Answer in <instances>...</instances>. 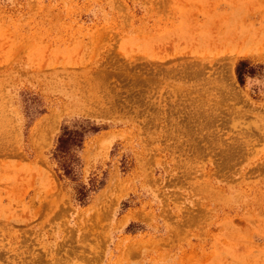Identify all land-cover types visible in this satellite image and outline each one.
<instances>
[{
  "label": "rangeland",
  "instance_id": "374dc122",
  "mask_svg": "<svg viewBox=\"0 0 264 264\" xmlns=\"http://www.w3.org/2000/svg\"><path fill=\"white\" fill-rule=\"evenodd\" d=\"M0 264H264V0H0Z\"/></svg>",
  "mask_w": 264,
  "mask_h": 264
},
{
  "label": "trees",
  "instance_id": "16d2710c",
  "mask_svg": "<svg viewBox=\"0 0 264 264\" xmlns=\"http://www.w3.org/2000/svg\"><path fill=\"white\" fill-rule=\"evenodd\" d=\"M236 73L240 82H242L245 75L252 73V69L248 67L246 62H240L236 68ZM91 129V128H90ZM92 130H95L92 127ZM83 142V132L77 130H69L63 128L60 135L57 137L56 146L53 150V158L57 162V167L65 176L73 174L75 165L77 164V157L74 154L75 149H79ZM87 189L84 185L77 190L76 199L80 202L86 198Z\"/></svg>",
  "mask_w": 264,
  "mask_h": 264
}]
</instances>
